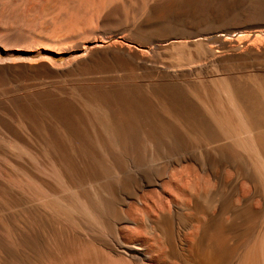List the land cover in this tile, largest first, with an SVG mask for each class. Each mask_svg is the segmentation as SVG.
Segmentation results:
<instances>
[{
	"label": "rangeland",
	"instance_id": "rangeland-1",
	"mask_svg": "<svg viewBox=\"0 0 264 264\" xmlns=\"http://www.w3.org/2000/svg\"><path fill=\"white\" fill-rule=\"evenodd\" d=\"M158 1L0 0V264H71L89 245L130 261L115 231L144 264H173L169 246L196 235L263 241L264 173L228 90L263 148L264 0H169L179 11L161 18ZM232 43L254 57L235 61ZM210 55L221 57L187 76ZM216 189L220 216L187 208ZM159 211L174 234L149 226Z\"/></svg>",
	"mask_w": 264,
	"mask_h": 264
},
{
	"label": "bare ground",
	"instance_id": "bare-ground-1",
	"mask_svg": "<svg viewBox=\"0 0 264 264\" xmlns=\"http://www.w3.org/2000/svg\"><path fill=\"white\" fill-rule=\"evenodd\" d=\"M156 1V0H155ZM180 1H182V0H180ZM158 2H160V0L158 1ZM157 2V3H158ZM166 2V1H165ZM174 2V1H173ZM176 2H178V1H176ZM164 3V2H163ZM155 5V4H154ZM158 5V4H157ZM258 6V5H257ZM150 7V6H149ZM179 5L176 3L175 4V2L174 3H172V2H169V0H168V2H166V3H164V4H162V1H161V4L160 5H158V7L156 6L155 7V9H156V17H159V18H161L163 15H164V13H166L167 11H171V10H176V12L177 11H179ZM259 7V6H258ZM262 7V6H261ZM180 13V12H179ZM154 15V16H155ZM101 18V17H100ZM148 21V20H147ZM146 21V22H147ZM143 23V22H142ZM145 23V22H144ZM143 23V24H144ZM146 24L147 23H145V25H143V26H146ZM136 25V24H135ZM139 26H141V23H140V25ZM138 26V27H139ZM136 27V26H135ZM140 28V27H139ZM144 30V29H143ZM238 32H239V30H235V31H233V34H232V36H235V34L237 35L238 34ZM199 39V38H198ZM175 43H176V41H174ZM173 41H172V43H174ZM190 42H192V41H190ZM197 42V41H196ZM236 42V41H235ZM167 43V42H166ZM99 45V44H98ZM96 47V46H95ZM98 47H100V46H98ZM248 47V46H247ZM230 48H231V50H230V53L232 54V55H234V56H241V54L242 53H245V54H248L249 56H253L254 57V52H252L251 50H249V49H246L244 52L243 51H240V49L237 47V46H235L234 45V43H232V46H230ZM246 48V47H245ZM93 49V48H92ZM257 49V48H256ZM262 50V49H261ZM88 56V55H87ZM221 57V56H220ZM220 57H218V56H215V55H210V57L208 58V60L205 62V63H202V64H200V62H199V65H197V66H192V65H190L189 63V65H187V68H186V70L188 71L187 73H188V75L187 76H192L193 74H194V72H196L197 71V73L198 72H200V71H206V70H208L209 68H208V65L210 64H213V63H216V61H217V59H219ZM118 58V57H117ZM117 58H115V60L117 59ZM76 59V58H75ZM106 59V58H105ZM120 59H122V58H120ZM196 59V58H195ZM80 60V59H79ZM78 60V61H79ZM119 60V59H118ZM117 60V62H113V63H116V65H120L119 64V61ZM248 60V58L246 57H240L239 59H238V57H237V59L235 60V61H238L239 63H244V62H246ZM99 60H97V62H98ZM103 61V60H102ZM107 61V60H106ZM81 62V61H80ZM97 62H96V64H97ZM145 62V61H144ZM187 62V61H186ZM141 63V62H140ZM191 63V62H190ZM85 64V63H84ZM192 64V63H191ZM196 64V63H195ZM195 64H193V65H195ZM81 65H82V62H81ZM102 65V64H101ZM132 65V64H131ZM100 66V65H99ZM105 66V65H104ZM107 66H109V65H107ZM106 66V67H107ZM122 66V65H121ZM151 66V65H150ZM152 66H153V64H152ZM97 67V66H96ZM135 67H138V66H135ZM160 67V66H159ZM210 67V66H209ZM92 68V67H91ZM146 68V67H145ZM152 68V67H151ZM161 68V71H166V72H168L169 70H170V67H169V65H167V64H164L163 66H161L160 67ZM181 68H183V67H181ZM93 69H95V68H93ZM125 69V68H124ZM154 69V68H153ZM174 69V68H173ZM211 69V68H210ZM79 70V69H78ZM158 70V69H157ZM160 70V69H159ZM158 70V71H159ZM81 71H83V70H81ZM209 71V70H208ZM207 71V72H208ZM152 73H154V72H152ZM177 73H178V71H176V73H174L175 75H177ZM186 73V74H187ZM202 73V72H201ZM204 73V72H203ZM206 73V72H205ZM199 74V73H198ZM166 78V77H165ZM237 78V77H236ZM110 79H112V77L110 78ZM169 79V78H168ZM172 79V78H171ZM179 79V78H178ZM198 79V78H197ZM201 79V78H200ZM238 79V78H237ZM174 80V79H173ZM181 80V79H180ZM184 80H185V77H184ZM187 80H188V78H187ZM203 80V79H202ZM202 80H201V82H202ZM167 81V80H166ZM179 81V80H178ZM182 81V80H181ZM181 81H179L180 83H181ZM189 81V80H188ZM199 81V80H198ZM205 81V80H204ZM96 82V81H95ZM170 82H172V81H170ZM92 83V82H91ZM260 83V82H259ZM109 84V83H108ZM107 84V85H108ZM112 84V83H111ZM116 85V84H115ZM261 85V84H260ZM247 87V86H246ZM113 89V88H112ZM177 92V91H176ZM228 92H229V96H230V98L231 99H229V100H232V102H234V107H235V111L237 112V116H240L242 119H243V121L248 125L247 127H249V130H251L252 132L254 131L253 130V125H254V121H253V124H251L252 122H250L249 121V119H251V118H248L249 117V115L247 116L246 115V112H247V110L245 111V108L244 107H242L241 106V102L238 100L239 98H238V96L236 95V93L233 91V89H229L228 90ZM174 94H176V93H174ZM185 96V95H184ZM186 98V97H185ZM253 110V109H252ZM248 111H251V110H248ZM252 112V111H251ZM253 120V119H252ZM264 120V119H263ZM209 125V124H208ZM255 126H257V125H255ZM258 126H259V123H258ZM261 127V126H260ZM243 128H244V126H243ZM258 129V128H257ZM257 129H256V131H257ZM261 129L262 130H264L262 127H261ZM262 130H259V131H262ZM250 131V136L247 138L246 136V138H247V140H248V142H249V144H250V147H251V151H252V153H254V155L257 157V160H258V162H259V164L261 165V169H262V173H264V147L262 148L261 147V145H260V141L258 142L257 140H256V136L252 133ZM264 132V131H263ZM259 133V132H258ZM257 133V134H258ZM262 133V132H261ZM260 134V133H259ZM247 135V134H246ZM244 136V135H243ZM261 136V135H260ZM262 137L264 138V135H262ZM245 138V139H246ZM258 138H260V137H258ZM235 139V138H234ZM237 139V138H236ZM261 140V139H260ZM235 141V140H234ZM262 142H264V141H262ZM261 142V143H262ZM238 143H239V140H238ZM241 143V142H240ZM263 144V143H262ZM243 147V146H242ZM252 156H253V154H252ZM255 160V159H254ZM257 162V161H256ZM258 164V163H257ZM259 165V166H260ZM259 169V168H258ZM258 172L260 173L261 172V170L259 171L258 170ZM261 174V173H260ZM264 175V174H263ZM263 175H261L262 177H263ZM264 178V177H263ZM212 192V191H211ZM210 193V192H209ZM222 190L221 189H216L215 191H214V194L213 195H211V197H212V202L210 201L209 202V195L210 194H208V192L206 191V190H202V191H198L197 193H192V197H193V199L195 200V202L193 203L194 204V206H191V205H188L189 207H187L189 210H192V211H194L195 212V210H193V209H198L196 212H198L199 211V209H202V211L204 210V209H206L207 207H208V205L210 204V203H212L213 204V208L215 209V211H217V214L220 216L221 214H222V207H221V199H222ZM191 197V198H192ZM193 200V201H194ZM188 203V202H187ZM192 203V202H191ZM192 204V205H193ZM232 205V204H231ZM230 205V210H232L231 209V206ZM234 205H235V203H234ZM178 206V205H177ZM185 206V205H184ZM84 207H85V211H86V214H87V216L88 217H90V218H92L93 219V223H95V222H97V219H96V217H95V215H94V213H93V211H91V209L89 208V205H87V203H85L84 204ZM183 207V206H182ZM233 209H236V207L234 206V207H232ZM213 209V210H214ZM138 210L139 209H137V212H138ZM238 210V209H237ZM236 210V211H237ZM141 211V210H140ZM201 211V212H202ZM208 211V210H207ZM232 211H234V210H232ZM235 211V212H236ZM172 212V211H171ZM189 212V211H188ZM193 212V213H194ZM200 212V213H201ZM205 212V211H204ZM159 213V217H157L156 218V221H151V219H149V218H147V221L150 223L149 224V226L151 225V224H154L155 225V227H153V225H151V227L152 228H156V226L158 225V224H165V226H166V228L168 229V230H172V227H173V224H174V220H173V218H169V216L167 215V213H165V212H163V211H159L158 212ZM140 214V213H139ZM139 214H137L138 215V217H139ZM172 214V213H171ZM198 214V213H197ZM235 214V213H234ZM141 215V214H140ZM231 215H233V214H231ZM173 216V215H172ZM225 216V215H224ZM223 216V217H224ZM235 216V215H234ZM87 217V218H88ZM204 218V217H203ZM221 218V217H220ZM231 219H233V218H235V217H230ZM89 219V218H88ZM237 218H235V220H236ZM197 220V219H196ZM200 220V219H199ZM202 220H204V219H202ZM223 220V219H222ZM91 221V220H90ZM162 221V222H161ZM191 221V220H190ZM237 221H238V219H237ZM240 221V220H239ZM155 222V223H154ZM206 222V220L204 221V223ZM226 222V221H225ZM225 222H223V223H225ZM235 222V221H234ZM220 223V222H219ZM223 223H222V225H223ZM236 223V222H235ZM240 223V222H239ZM140 224L142 225V223L140 222ZM139 224V225H140ZM225 225H227V224H225ZM224 225V226H225ZM253 225V224H252ZM136 226V225H135ZM205 226V225H204ZM220 226V225H219ZM232 226V225H231ZM247 226H248V224H247ZM251 226V225H250ZM255 226H256V224H255ZM228 227H230V226H228ZM227 227V228H228ZM249 227V226H248ZM147 228V227H146ZM197 228V227H196ZM200 228H203V227H200ZM227 228H226V230H227ZM126 229H127V227H126ZM176 229V228H175ZM207 229V228H206ZM216 229V228H215ZM223 229V228H222ZM253 229V228H252ZM260 229H262V227L260 228ZM153 230V229H152ZM204 230V229H203ZM224 230V229H223ZM231 230V229H230ZM250 230V229H249ZM255 230V229H254ZM130 233H131V235H133V237L135 238V239H131V240H129V241H137L139 238H138V233L139 232H137L138 231V229L137 228H135L134 227V229H129L128 230ZM173 231V230H172ZM171 231V232H172ZM175 231V230H174ZM173 231V232H174ZM220 231V230H219ZM247 231V228L245 229V231L244 232H246ZM148 232V231H147ZM172 232V233H173ZM202 232V231H201ZM208 232H209V230H208ZM248 232H250L251 233V231H248ZM254 232V231H253ZM169 233V232H168ZM226 233V232H225ZM225 233H223V235H226ZM231 233V232H230ZM243 233V232H242ZM241 233V234H242ZM250 233H248V234H250ZM259 233H262V235H263V233H264V230H263V232H261V231H259ZM126 234V233H125ZM167 234V233H166ZM174 234V233H173ZM176 234V233H175ZM197 234H200V233H197ZM221 234H222V232H221ZM110 235V234H109ZM180 235H181V233H180ZM222 235V236H223ZM228 235V234H227ZM226 235V236H227ZM244 235V234H243ZM247 235V234H246ZM260 235V234H259ZM154 236H155V234H154ZM209 236H210V233H209ZM208 236V237H209ZM261 236V235H260ZM260 236H257V237H259L260 238ZM122 237H125V239L126 238H128V239H130L131 237L129 236V235H125V236H122ZM122 237L120 236V234L118 233V232H116L115 231V233H114V235L112 236H110V239L109 240H112L113 241V243H115V245H116V247L118 248V250H119V252H121L122 254H125L126 256H128L129 257V260H130V257H131V260L130 261H126L125 259H122L123 257L122 256H119V257H112V256H110V255H108V254H106V253H104L103 251H101V250H99V249H97V248H94V247H92V245H89V249H86L84 252H83V254H82V256H79V258L77 257V259H75V261L73 262V263H71V264H144V263H142L141 262V258L143 257H145V255L143 254V246H141V245H138V244H131V243H129V242H124V241H122ZM193 237V236H192ZM194 237H195V235H194ZM193 237V238H194ZM199 237V235L197 236L196 235V237H195V239H193V240H191L192 242L189 244V245H187L188 246V248H183V244H175V245H170L169 246V252H167L168 254L166 255V256H168L167 257V259H166V262H167V260H171V259H173L176 255V259L177 260H175V261H173V264H209V263H214V264H223L224 262V260L226 259H228V260H230V261H233V263L234 264H264V239H262L263 241H260L259 240V242H253L254 244H251V246H246V245H243V244H241L240 242V244L238 243V244H234L233 243V245H232V242H231V244H229L230 242H227V241H229L228 239H227V241L225 242V244H224V241L223 242H217V243H214V244H209V243H204V242H202L201 240H200V238H198ZM200 237H202V236H200ZM206 237V236H205ZM224 237V236H223ZM222 237V238H223ZM228 237V236H227ZM230 237V236H229ZM248 237V236H247ZM263 237V236H262ZM156 238V237H155ZM173 238H175V237H173ZM241 238V237H240ZM243 238V237H242ZM124 239V240H125ZM256 239H258V238H256L255 237V241H256ZM140 240V239H139ZM248 240V239H247ZM207 241H208V238H207ZM222 241V240H221ZM162 242H163V240L161 241V244H162ZM245 242V241H244ZM226 243H228V244H226ZM248 244V243H247ZM167 245V244H166ZM163 247V246H162ZM168 247V246H167ZM166 247V248H167ZM92 249V250H91ZM164 249V248H163ZM165 250V249H164ZM109 251V250H108ZM166 251V250H165ZM113 255V254H112ZM119 255V254H118ZM73 258V257H72ZM150 258V257H149ZM213 258V259H212ZM147 260V259H146ZM150 260V259H149ZM69 261V260H68ZM68 261H67V263L66 264H68ZM211 261V262H210ZM70 262H72V261H69V263ZM171 262V261H170ZM211 263V264H212ZM229 263V262H228ZM232 263V262H231ZM225 264V263H224Z\"/></svg>",
	"mask_w": 264,
	"mask_h": 264
}]
</instances>
